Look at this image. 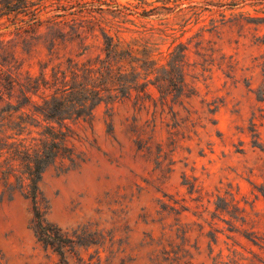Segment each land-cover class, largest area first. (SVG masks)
Instances as JSON below:
<instances>
[{
    "label": "rangeland",
    "instance_id": "374dc122",
    "mask_svg": "<svg viewBox=\"0 0 264 264\" xmlns=\"http://www.w3.org/2000/svg\"><path fill=\"white\" fill-rule=\"evenodd\" d=\"M0 9V70L21 79L69 58L104 57L106 36L158 67L187 48L195 95L174 106L176 118L160 102L155 114L124 101L67 123L86 161L50 169L41 191L49 221L109 239L82 250L81 264H264V0H29ZM46 125L21 138H39ZM32 220L22 195L0 201V264L59 261Z\"/></svg>",
    "mask_w": 264,
    "mask_h": 264
},
{
    "label": "trees",
    "instance_id": "16d2710c",
    "mask_svg": "<svg viewBox=\"0 0 264 264\" xmlns=\"http://www.w3.org/2000/svg\"><path fill=\"white\" fill-rule=\"evenodd\" d=\"M28 2L0 0V5L14 12L26 8ZM105 39L104 57L85 62L69 58L65 64L54 67L51 74L42 72L38 77L21 79L0 70V100L9 99L0 113V201L20 194L31 202V229L45 250L58 257L55 264H71L70 258L81 264L82 250L102 247L109 240L89 226L70 230L47 218L49 202L41 191L45 173L52 168L66 173L86 161L70 145L67 123L91 122L101 105L113 106L124 101H133L139 111L153 108L155 114L160 102L162 112L168 107L176 118L174 106H183L184 99L195 95L187 82L189 63L185 46L179 45L168 62L158 67L148 59L136 57L129 48L115 44L113 38ZM15 98L17 104L13 103ZM42 122L47 125L39 138L31 142L21 138L29 127H38ZM14 130L16 133L7 134Z\"/></svg>",
    "mask_w": 264,
    "mask_h": 264
}]
</instances>
